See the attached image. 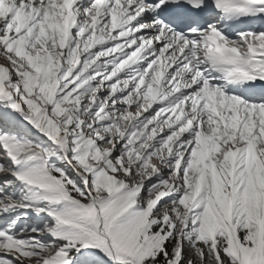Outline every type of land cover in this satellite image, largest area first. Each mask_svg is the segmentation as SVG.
<instances>
[{
	"label": "snow or ice",
	"instance_id": "obj_1",
	"mask_svg": "<svg viewBox=\"0 0 264 264\" xmlns=\"http://www.w3.org/2000/svg\"><path fill=\"white\" fill-rule=\"evenodd\" d=\"M0 264H264V0H0Z\"/></svg>",
	"mask_w": 264,
	"mask_h": 264
}]
</instances>
